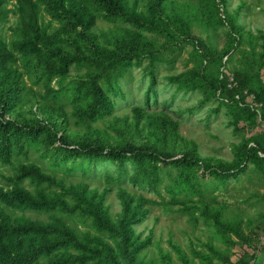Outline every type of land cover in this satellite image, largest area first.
<instances>
[{"label":"trees","instance_id":"obj_1","mask_svg":"<svg viewBox=\"0 0 264 264\" xmlns=\"http://www.w3.org/2000/svg\"><path fill=\"white\" fill-rule=\"evenodd\" d=\"M230 1L0 0V264H264V193H252L263 209L245 218L219 191L248 172L264 183V31L247 30L245 4ZM160 66L200 106H225L241 138L231 160L203 155L167 112L118 111L119 82L142 68L155 87ZM97 162L116 172L94 185ZM156 206L186 215L193 234L203 223L207 241L188 251L170 233L165 250L154 227L144 236Z\"/></svg>","mask_w":264,"mask_h":264},{"label":"rangeland","instance_id":"obj_2","mask_svg":"<svg viewBox=\"0 0 264 264\" xmlns=\"http://www.w3.org/2000/svg\"><path fill=\"white\" fill-rule=\"evenodd\" d=\"M245 4V8L241 12V18L246 23V29H251L254 34H258V31H264V0H231L230 7H239L241 4ZM9 8H12L10 4ZM9 23L5 25V34L7 39H11L13 34L9 27L15 22L16 18L13 14L9 15ZM49 19L47 18L46 21ZM195 36L206 38V33L200 27H196L193 30ZM224 43V37L220 40V46ZM236 55V60L238 59ZM187 58V54L183 56V59ZM181 62L177 63V71H181ZM175 74L170 71L166 66H160L157 76V84L152 87L151 79L142 68H135L132 72L122 79L120 84L121 92L124 97L114 95L113 99L116 102L118 111H123L130 106H142L146 109L164 111L171 114L175 119L180 120L183 124V135L189 139L196 140L203 155L219 158L222 160H231L232 144L239 143L241 138L233 133V128L229 126V122L232 120L231 114L225 106L220 105L219 100H211L203 106H200L199 102L202 96L199 93H184L177 90L176 85H172L167 76ZM78 78L77 70L73 69L71 77L66 82L69 86ZM57 80L55 79V82ZM53 82V83H55ZM29 86L33 90H41L40 86L33 85L29 82ZM153 88V89H152ZM253 97L249 99L251 102ZM30 160L35 161L43 167L52 170L51 158H43L42 153L31 150ZM77 160L76 162H79ZM72 164V163H70ZM128 169L132 173L133 165L128 164ZM92 172L88 175L87 180L92 183L99 184V182L105 181V175L107 172L115 173L116 167L110 162H97L91 165ZM56 170V169H55ZM59 175H63L60 170H56ZM3 174H10L8 166L1 168ZM165 177V176H164ZM71 178L75 180L83 179L81 171H76ZM166 178V177H165ZM201 178L212 188L214 187L213 181L209 175H201ZM0 180L1 174H0ZM219 191L223 193L230 202V207L234 211H239L245 218H254L263 209V203L257 198L252 196V193L261 192L264 193V183L258 179L256 174L250 172L243 174L239 179H230V184L227 187L221 188ZM147 192L153 197L155 195L152 192ZM165 192V191H164ZM115 201V209H119L117 201ZM17 215L26 214L31 217H38L36 212L33 211H16ZM159 217L160 221L157 225H154V217ZM148 229L145 231L144 236L149 233L151 228H155V234L157 238L162 237V246L165 250H170L171 247L168 243L169 234L172 233L174 240L179 242L185 249L193 240L198 243L197 238H201L203 241H207L209 232L206 231V227L203 223L199 225V229L193 234L192 227L188 223L186 215L179 213H168L160 206L154 207L152 218L146 222ZM144 227H139V230H144ZM260 241L264 245V233L262 234ZM235 249L234 251H238ZM153 252H156L152 248ZM150 254L149 256H151ZM262 263H264V251L262 254ZM233 261H236V257H233Z\"/></svg>","mask_w":264,"mask_h":264}]
</instances>
